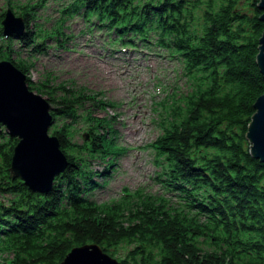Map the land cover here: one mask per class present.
<instances>
[{"label":"trees","instance_id":"16d2710c","mask_svg":"<svg viewBox=\"0 0 264 264\" xmlns=\"http://www.w3.org/2000/svg\"><path fill=\"white\" fill-rule=\"evenodd\" d=\"M259 1H72L70 12L84 8L85 15L96 16L101 28H111L123 44L135 45V38L148 41L157 33V43L172 47L187 77L198 81L199 88L187 96L185 112L175 110V118H180L155 140L166 158L160 173L166 175L159 178L179 194L182 208L168 213L146 203L127 226L120 221L123 209L94 203L89 194L98 185V172L66 152L69 146L81 150L71 135L67 142L66 127L73 124L68 120L73 122L78 113H70L72 105L66 109L65 100L49 96L53 121L63 122L62 128L54 125L52 133L68 164L48 192H33L21 178L11 177L18 138L4 125L0 128V192L14 195L8 202L0 200V250L9 245L15 252L7 264H61L74 246L86 243H98L114 255L110 247L126 240H136V245L129 257L119 259L122 264H133V259L138 260L135 264H264V161L252 155L246 136L264 92L257 63L264 31ZM29 9H16L26 30L9 41L21 38L38 51L49 47L43 42L47 37L64 34L59 28L54 34H34L29 24L35 22L34 12ZM5 51L9 55L2 56L29 81L27 67L12 58L11 50ZM91 136L88 153L106 158L105 143Z\"/></svg>","mask_w":264,"mask_h":264},{"label":"rangeland","instance_id":"374dc122","mask_svg":"<svg viewBox=\"0 0 264 264\" xmlns=\"http://www.w3.org/2000/svg\"><path fill=\"white\" fill-rule=\"evenodd\" d=\"M72 1L0 0V19L9 8L19 15L16 9L28 6L30 13L34 12L35 22L29 23L34 34L41 31L54 34V28L64 33L47 37L43 42L49 47L38 51H31L30 45L21 38L9 41L10 37L3 34L0 60L6 59L3 52L9 55L5 49L11 50L12 58L16 57L27 67L30 90L51 104L49 96L63 99L67 102L62 104L66 109L72 105L70 113H78L74 122L68 120L73 124L66 127L67 142L71 135L79 148L72 147L81 150L76 152L69 146L66 152H73L78 161L87 162L98 172L99 176L94 175L98 185L89 194L94 203L102 208L123 209L120 221L127 226L146 203L160 205L168 213L178 212L183 201L159 178L166 175L160 174L166 158L156 148L155 140L180 118V115L175 118V110L185 112L187 96L199 88L198 81L187 77L183 61L173 56L172 47L157 43V33L152 32L148 41L135 38V45L123 44L111 28H101L96 16L85 15L84 8L80 7L78 14L67 13L72 11L68 9ZM108 51L121 54L122 61L110 62L103 58L106 64L97 59L100 52ZM99 93L104 94L102 99ZM57 124L62 128L63 122L56 118L49 135H54L52 128ZM112 127L119 131L113 134ZM85 134H89V139ZM91 135L105 143L106 158H92L91 151L86 150L91 144ZM13 196L0 192L3 202ZM200 244L206 245L202 239ZM135 245L136 240H126L111 246L109 251L121 259L129 257ZM2 246L0 264H7L15 252L9 245ZM137 261L133 259V264Z\"/></svg>","mask_w":264,"mask_h":264},{"label":"water","instance_id":"95a60500","mask_svg":"<svg viewBox=\"0 0 264 264\" xmlns=\"http://www.w3.org/2000/svg\"><path fill=\"white\" fill-rule=\"evenodd\" d=\"M264 11V0L259 1ZM264 21V12L260 16ZM3 33L9 37L22 34L26 22L9 8L2 20ZM257 63L264 77V31L260 38ZM27 75L11 60H0V128L6 126L18 138L10 166L11 177L21 178L27 186L48 192L55 177L65 170L68 158L56 135H49L53 124L52 104L28 87ZM7 101V102H6ZM256 111L248 126L250 152L264 161V92L255 103ZM89 139V134H85ZM61 264H122L98 243L74 246Z\"/></svg>","mask_w":264,"mask_h":264},{"label":"bare ground","instance_id":"6f19581e","mask_svg":"<svg viewBox=\"0 0 264 264\" xmlns=\"http://www.w3.org/2000/svg\"><path fill=\"white\" fill-rule=\"evenodd\" d=\"M70 6H71V4H70ZM69 6V7H70ZM68 7V8H69ZM80 12V11H79ZM78 12V13H79ZM67 13H73V12H69V11H67ZM98 22V21H97ZM99 24V23H98ZM15 35H18V34H15ZM30 49V48H29ZM32 51V50H31ZM117 53L118 52H114V53H111L110 51H108V53H103V52H100V55L97 57V59L98 60H100V61H102V62H105L106 64H107V62L106 61H104V59L103 58H105V59H107L108 58V60L110 61V62H117V63H120V61H122V56H121V54H119V55H117ZM118 56V57H117ZM129 63H130V60L128 59L127 60ZM129 68V67H128ZM127 68V69H128ZM126 72V71H125ZM125 74V73H124ZM123 77H125L124 75H123ZM126 82H127V80H126ZM127 88V87H126ZM100 95H101V98L104 96V94H102V93H100ZM0 98H2L3 99V97L2 96H0ZM7 102V101H6ZM105 109H107V107H105ZM74 122V121H73ZM115 130H117V132L119 131L118 130V128L116 129V128H114ZM29 187V186H28ZM29 189L31 190V191H33V192H40V191H36V190H33L32 188H30L29 187ZM40 193H43V192H40Z\"/></svg>","mask_w":264,"mask_h":264}]
</instances>
